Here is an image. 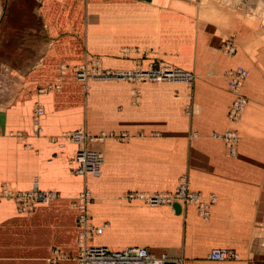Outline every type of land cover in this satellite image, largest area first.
Segmentation results:
<instances>
[{
	"label": "crops",
	"instance_id": "obj_1",
	"mask_svg": "<svg viewBox=\"0 0 264 264\" xmlns=\"http://www.w3.org/2000/svg\"><path fill=\"white\" fill-rule=\"evenodd\" d=\"M228 22L188 0H0V193L58 195L29 215L18 214L14 199L0 198V236L9 244L17 233L33 257L0 264H48L47 251L61 245L74 255L77 213L69 204L87 180L95 196L93 224L103 227L96 244L142 246L182 264H264V147L243 119L238 157L230 158L222 141L211 137L229 124L232 94L223 75L235 61L219 53ZM126 46L140 50L126 56ZM143 47L151 49L145 66L165 59L196 71V114L186 113L188 90L180 84L146 83L132 103L129 84L95 83L85 94L74 79L76 67L89 59L124 67ZM38 105L45 109L41 131L34 122ZM80 126L90 136L128 135L87 143L105 156L99 179L73 171L71 158L81 144L65 135ZM181 176L216 195L208 218L193 205L177 212L132 197L171 192ZM223 247L240 260L208 258Z\"/></svg>",
	"mask_w": 264,
	"mask_h": 264
},
{
	"label": "rangeland",
	"instance_id": "obj_2",
	"mask_svg": "<svg viewBox=\"0 0 264 264\" xmlns=\"http://www.w3.org/2000/svg\"><path fill=\"white\" fill-rule=\"evenodd\" d=\"M188 1L194 2L196 5H198L202 9L205 7L208 9H212L216 15L221 16V17L226 16L229 19V22H228L230 24L228 25L230 27L229 33H226L221 38L219 53L235 61V63L231 64L228 67V69L224 72V75H223L224 78L226 79L227 89L232 94V101H231V105L227 113V119H228L229 124L226 127V129L222 131H218V132H224L229 129H235L239 132V130L237 129V124L245 120L247 121V126L249 127L250 125L251 130L253 131L252 139L256 141V145L264 147V0H188ZM228 39H233L237 45V51L236 53L232 55L227 54L223 49L224 43ZM191 47H193V45H191ZM135 49L140 50L139 47L126 46L123 49V53H125V55L128 56V55H131L133 52H135ZM141 49H142V52H136L139 56L132 57L133 59H132L131 64L128 66H124V67H110L109 68V67H105L103 65V62L99 58L89 59L88 63L82 64L76 67L73 73L74 79L78 81L79 83H81L85 94L89 92V90H91V88L93 87L95 83L129 84L130 85V97H131L132 103H134V100H135L134 98L139 99L140 95L142 94V85H145L146 83L168 82L172 84H180V85L185 86L186 89L188 90V104H186V107H185L186 113L189 115L196 114V112H198V108L193 102V99H194L193 90L195 88L197 78H198V74L196 73V71L189 67L183 68L165 59H157L153 62H150L147 66H145L143 62L149 57L151 53L149 50L151 49H149L148 47H143ZM166 66L178 67V68H182L187 71H190L194 73L195 80L192 83L169 82V81H159L152 77H146V76L142 77L141 76V73H143L144 71H147L150 69L152 70L159 69V68H163ZM239 67H243L248 70V76L243 86L239 90L240 94H242L246 99V106L242 112L240 119L237 122H232L229 117V111L236 98V94L233 91H231V89L229 88V76H230L231 71ZM63 70H64V65H62L61 67V72H63ZM83 71L86 72V74L84 76H80L79 73ZM119 72H124L125 76L118 75ZM44 113H45V109H44ZM42 117H41V121H42ZM41 121H40V124H41ZM77 129H81L85 131V133L87 134V139H85L83 143H78V144H81L80 148L87 147L90 149L99 150L93 146H89V144L87 143L100 142L101 140H103L104 137H107V136H111L113 137V139L115 138L116 140L122 141L128 136L127 133L125 132H122L120 134H115L111 132L110 133L102 132L98 136H95V135L90 136L88 132L83 128V126H80L74 130H77ZM214 132L215 131H213L211 134L212 139L214 138L213 137ZM68 133L65 135V138H67L68 141L73 142L68 138L67 136ZM190 137L192 139H196L198 138V133L195 131L190 135ZM242 139L243 138L240 134V142L238 145V152L236 155L229 154L224 141L221 140L222 143L224 144L227 155L230 158L238 157ZM101 152L103 153V151ZM74 155L71 158V161L75 164L73 160ZM75 167L76 165H74V168H73L74 173H76ZM77 175L83 176L85 177V179L86 178L99 179L101 176L100 175L98 177H94L90 175H81V174H77ZM184 177L189 181L190 187L192 189L203 193L202 191L195 189L190 179L186 176H181L175 189L177 188L178 184L182 181ZM87 191H89L91 194V200L88 203V208H89L88 211L90 213L89 215L91 216L90 223H92V225L95 226L92 221L93 219L92 204L95 199V196L90 187V181L87 180V181H84V187L82 188V190L75 197L71 199L70 204H69L70 208L76 211L77 213V217H76V229H77V242L76 243L77 244H76V249L73 250L74 255H72V253L70 256L66 255L65 253L67 251L66 249H64L63 247L64 245H61V247L63 248L62 250L57 249L58 247L57 248L53 247L52 249L50 248V250L47 251L46 253V257H44L45 261L48 264H60L64 262H68V263L71 262L73 264L75 263L77 264V256L80 250L81 238H82V231L79 225L80 224L79 219L82 214L81 209H80V204L83 202V197L86 196ZM19 192H25V191L14 192V191L5 189L0 193V198L10 197L15 200V198L12 195L19 193ZM157 192H160V191H157ZM203 194L206 195L205 193ZM211 194L212 193H210L209 195ZM57 199H58V195L54 193V197H52L48 202L36 204L32 209L28 211L23 210L16 200L14 203H15V208L18 214L29 215L39 210L40 208H46V207L53 205L54 202L57 201ZM216 201H217V197H216ZM215 203H213L212 206ZM188 204L195 206L198 210V207L195 204L193 203H188ZM211 208H210V212H211ZM198 213L202 217H204L200 213L199 210H198ZM209 216H210V213L208 217ZM208 217H204V218H208ZM49 221L53 222L52 225L54 224L53 219H50ZM95 227L97 228V226ZM18 228H20V224H18ZM15 230L17 229L15 228ZM48 230L49 229H47V231ZM99 235L94 236V238ZM94 238L90 240V243L91 242L95 243ZM19 239H21V236L14 232L13 242L6 244L7 243L6 236L4 235L0 236V240H2L1 242L2 245L0 246V248H3V250H0V259L2 260H23V259L33 258V257H28L29 255H31V253H27L25 250L24 251L22 250L23 247L21 244H19ZM238 255H239L238 259L228 260V261L240 260L241 258L240 254L238 253ZM179 261L182 264V260H179Z\"/></svg>",
	"mask_w": 264,
	"mask_h": 264
},
{
	"label": "built area",
	"instance_id": "obj_3",
	"mask_svg": "<svg viewBox=\"0 0 264 264\" xmlns=\"http://www.w3.org/2000/svg\"><path fill=\"white\" fill-rule=\"evenodd\" d=\"M227 54H234L237 51L236 42L233 39H228L223 46ZM84 76L86 72L79 73ZM118 75L125 76L124 72H119ZM141 76L152 77L159 81L183 82L192 83L195 80L194 73L182 68L166 66L159 69H150L141 73ZM248 76V70L239 67L230 72L229 88L236 94V98L230 108L229 117L232 122H237L246 106L245 97L240 94V89L243 86ZM44 114L43 105H38L35 109L34 121L36 129L41 130V117ZM68 138L75 143H83L87 139V134L81 129L74 130L68 133ZM213 137L224 141L228 153L236 155L240 142V134L235 129H229L224 132L215 131ZM75 172L81 175H90L98 177L102 173L105 163V156L99 150L90 149L87 147L80 148L74 155ZM19 203L23 210H30L36 204L48 202L54 193L34 189L31 191L19 192L12 195ZM132 197L138 198L151 206L171 205L179 203L181 206L188 203H193L198 207V210L204 217H208L210 208L216 201L215 195H204L190 187L189 181L184 177L178 184L177 188L171 192H155L151 194L135 193ZM91 200V194L87 191L83 197V202L80 204L81 217L79 225L82 231L81 246L77 256V264H181L179 260H171L167 254L156 255L149 251L148 248L142 246L126 247L123 249H112L106 245L90 243L94 236L102 234L103 227H95L90 223L91 216L88 211V203ZM239 255L234 250L229 248L213 249L208 258L215 261L236 260Z\"/></svg>",
	"mask_w": 264,
	"mask_h": 264
},
{
	"label": "water",
	"instance_id": "obj_4",
	"mask_svg": "<svg viewBox=\"0 0 264 264\" xmlns=\"http://www.w3.org/2000/svg\"><path fill=\"white\" fill-rule=\"evenodd\" d=\"M174 207H175V209H176V211L177 212H179L180 210H181V205L179 204V203H176L175 205H174ZM166 264H173L172 262H168V263H166Z\"/></svg>",
	"mask_w": 264,
	"mask_h": 264
}]
</instances>
